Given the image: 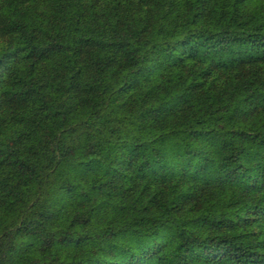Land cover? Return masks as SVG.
Listing matches in <instances>:
<instances>
[{
    "label": "trees",
    "instance_id": "trees-1",
    "mask_svg": "<svg viewBox=\"0 0 264 264\" xmlns=\"http://www.w3.org/2000/svg\"><path fill=\"white\" fill-rule=\"evenodd\" d=\"M0 264H264V0H0Z\"/></svg>",
    "mask_w": 264,
    "mask_h": 264
}]
</instances>
